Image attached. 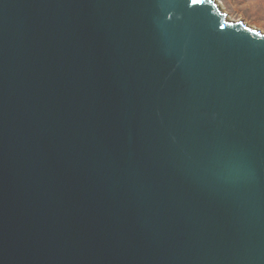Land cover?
<instances>
[{"label":"water","instance_id":"95a60500","mask_svg":"<svg viewBox=\"0 0 264 264\" xmlns=\"http://www.w3.org/2000/svg\"><path fill=\"white\" fill-rule=\"evenodd\" d=\"M0 264H264V34L0 0Z\"/></svg>","mask_w":264,"mask_h":264},{"label":"rangeland","instance_id":"374dc122","mask_svg":"<svg viewBox=\"0 0 264 264\" xmlns=\"http://www.w3.org/2000/svg\"><path fill=\"white\" fill-rule=\"evenodd\" d=\"M231 21H242L264 34V0H214Z\"/></svg>","mask_w":264,"mask_h":264},{"label":"snow or ice","instance_id":"6c2138e0","mask_svg":"<svg viewBox=\"0 0 264 264\" xmlns=\"http://www.w3.org/2000/svg\"><path fill=\"white\" fill-rule=\"evenodd\" d=\"M205 2V0H191V3L193 5H198V4H203ZM210 2V0H209Z\"/></svg>","mask_w":264,"mask_h":264}]
</instances>
